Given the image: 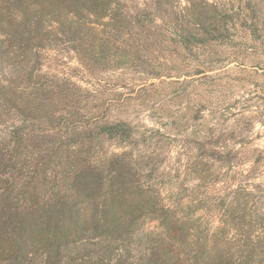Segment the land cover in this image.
I'll return each instance as SVG.
<instances>
[{
  "label": "trees",
  "instance_id": "obj_1",
  "mask_svg": "<svg viewBox=\"0 0 264 264\" xmlns=\"http://www.w3.org/2000/svg\"><path fill=\"white\" fill-rule=\"evenodd\" d=\"M261 70L264 0H0V264H264Z\"/></svg>",
  "mask_w": 264,
  "mask_h": 264
},
{
  "label": "rangeland",
  "instance_id": "obj_2",
  "mask_svg": "<svg viewBox=\"0 0 264 264\" xmlns=\"http://www.w3.org/2000/svg\"><path fill=\"white\" fill-rule=\"evenodd\" d=\"M71 65H75V62L71 60ZM257 75H254L253 81L257 83V85H260L264 89V71H257ZM264 99V97H262ZM264 105V104H263ZM258 112L261 113L259 118L260 122H257V124L254 127L253 134H252V146L258 147L261 149H264V106L259 107ZM148 122V121H147ZM171 163H176V157L177 154L173 153L171 155Z\"/></svg>",
  "mask_w": 264,
  "mask_h": 264
}]
</instances>
